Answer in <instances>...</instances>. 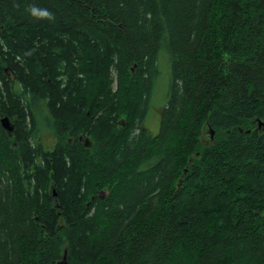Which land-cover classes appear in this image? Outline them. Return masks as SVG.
I'll use <instances>...</instances> for the list:
<instances>
[{
    "label": "trees",
    "instance_id": "16d2710c",
    "mask_svg": "<svg viewBox=\"0 0 264 264\" xmlns=\"http://www.w3.org/2000/svg\"><path fill=\"white\" fill-rule=\"evenodd\" d=\"M64 263L264 264V0H0V264Z\"/></svg>",
    "mask_w": 264,
    "mask_h": 264
},
{
    "label": "rangeland",
    "instance_id": "374dc122",
    "mask_svg": "<svg viewBox=\"0 0 264 264\" xmlns=\"http://www.w3.org/2000/svg\"><path fill=\"white\" fill-rule=\"evenodd\" d=\"M169 57L165 48H161L157 58V76L154 79L147 112L144 119V127L152 134L156 135L159 130L161 111L167 100V91L170 78ZM44 139H46L44 137ZM53 140L47 144V149H53ZM52 205L54 197H52Z\"/></svg>",
    "mask_w": 264,
    "mask_h": 264
},
{
    "label": "water",
    "instance_id": "95a60500",
    "mask_svg": "<svg viewBox=\"0 0 264 264\" xmlns=\"http://www.w3.org/2000/svg\"><path fill=\"white\" fill-rule=\"evenodd\" d=\"M1 126H2V128L4 130L7 131V133H9V134L12 133L13 126H12V123L10 122V120L7 117H3L1 119ZM212 136H213V132L211 131L210 132V140H212ZM184 173H186V171ZM180 185H181V180H179V182H178V186H180ZM51 196H53V197L55 196V191L54 190H51ZM54 202H56L55 199H54Z\"/></svg>",
    "mask_w": 264,
    "mask_h": 264
},
{
    "label": "clouds",
    "instance_id": "9594fccd",
    "mask_svg": "<svg viewBox=\"0 0 264 264\" xmlns=\"http://www.w3.org/2000/svg\"><path fill=\"white\" fill-rule=\"evenodd\" d=\"M30 14L34 17L52 19V14L47 10H41L36 7L30 8Z\"/></svg>",
    "mask_w": 264,
    "mask_h": 264
}]
</instances>
